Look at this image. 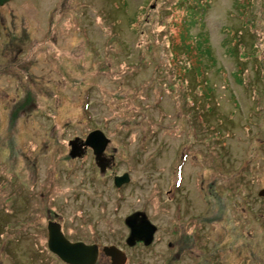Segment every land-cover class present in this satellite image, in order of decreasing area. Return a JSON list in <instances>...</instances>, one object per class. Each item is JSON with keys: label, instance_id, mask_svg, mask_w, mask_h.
Segmentation results:
<instances>
[{"label": "rangeland", "instance_id": "374dc122", "mask_svg": "<svg viewBox=\"0 0 264 264\" xmlns=\"http://www.w3.org/2000/svg\"><path fill=\"white\" fill-rule=\"evenodd\" d=\"M261 60L264 0L0 7V264H65L48 249L51 213L70 238L122 242L139 212L178 242L202 221L215 264H264ZM96 130L111 140L108 172L91 150L71 155Z\"/></svg>", "mask_w": 264, "mask_h": 264}, {"label": "flooded vegetation", "instance_id": "af4514ba", "mask_svg": "<svg viewBox=\"0 0 264 264\" xmlns=\"http://www.w3.org/2000/svg\"><path fill=\"white\" fill-rule=\"evenodd\" d=\"M12 1L13 0H11L10 2ZM8 3L0 7H5ZM88 150H91L93 152L91 148H88L86 150V154L83 157L87 155ZM104 156L106 157V165H107L106 171L108 172L109 169L112 167V164H111L112 161L109 160V156H107L106 151H105ZM95 161H96V157H95ZM176 175H177L176 178L178 179V182L176 185L174 182L175 190L177 187H180L178 185L180 184V180L182 178L179 171L176 172ZM116 176H122V175H116ZM116 176H114V185H115ZM169 193H170V200L175 201L178 198L177 193H174V189H171ZM186 199L187 198H185V201ZM183 204H184V201L181 202L180 200H178L175 206L173 208L171 207L173 209L172 211L174 212L175 217L179 220L182 218V215H183V209H184ZM161 206L163 207V204ZM166 207H167V203H164L163 211L165 212V214L167 213V210L170 208L169 207L165 209ZM132 215L128 216L124 220L127 234L123 238L124 241L122 240V242L121 240L113 241L114 239H110L111 241H107L105 237L103 238V234L101 232H98L97 230L95 231L92 237L93 238V240H91L92 242L86 241L84 238L83 239L70 238L69 236L65 234L63 225L58 221L59 220L58 214L56 213L50 214V217L48 219V224H47V231H48L49 222H56L61 225V229L64 233V236L72 243L82 242L89 246H96L98 249V257H97L95 264H113V258L106 253V249L110 247H116L125 255V258H126L125 264H131L133 260L135 259V257H136V263L134 264H147L143 260H142L143 262L142 261L140 262L138 260L140 258V254L141 253L149 254L150 251H155V249L157 250V253H158L157 254L158 261L161 264H215V257H214L213 250L210 246L209 238L208 236L202 235L201 233L206 226L202 221L199 224L197 219L194 218L193 219L194 221L193 234L182 235V237H180L179 239L180 242H178L177 241L178 232H177L176 227H174L173 230H169L168 228L163 229L161 226L157 227L151 221L149 216L146 214L149 221L156 227V230L152 236V240L150 241V243H146V239H137V238L131 239L132 229L127 224V219L131 217ZM138 221L140 222L139 219H136V222ZM146 230L149 233L150 229L146 228ZM148 236L149 235H147V238ZM48 240H49V236H48ZM156 245H158V247ZM187 250H190V251H187ZM53 255L56 256L55 254ZM189 256H192L194 263L190 262ZM56 257L59 259L58 256Z\"/></svg>", "mask_w": 264, "mask_h": 264}, {"label": "water", "instance_id": "95a60500", "mask_svg": "<svg viewBox=\"0 0 264 264\" xmlns=\"http://www.w3.org/2000/svg\"><path fill=\"white\" fill-rule=\"evenodd\" d=\"M11 0H0V6L5 5ZM111 140L101 130L91 132L85 140L76 138L69 142L72 157L82 158L86 154V150L91 148L96 157V162L101 172L107 170L105 151ZM128 173L115 177V185L121 188L130 182ZM264 195V191L260 196ZM141 216V217H140ZM139 219L140 222H136ZM127 224L132 229L131 239H146V243H150L156 227L149 221L146 214L136 213L127 219ZM146 228L150 229L149 233ZM147 235L148 238H147ZM48 248L59 257V259L67 264H95L98 257V249L96 246H89L85 243H72L65 236L61 229V225L56 222H49L48 226ZM106 253L113 258V264H125V255L116 247L106 249Z\"/></svg>", "mask_w": 264, "mask_h": 264}, {"label": "trees", "instance_id": "16d2710c", "mask_svg": "<svg viewBox=\"0 0 264 264\" xmlns=\"http://www.w3.org/2000/svg\"><path fill=\"white\" fill-rule=\"evenodd\" d=\"M192 2H195V3H196V0H192ZM185 3L189 5L188 1H186ZM189 6H190V5H189ZM186 8L188 9L189 7H186ZM197 11H198V10H196L194 13H196ZM193 15H197V14H193ZM244 17H245V18H244ZM244 21H247V23H249V22H248V14H247L246 16H245V14L243 15V22H244ZM239 43H240V40L237 42L236 46L239 45ZM200 47H201V45H200ZM239 47H240V46H238V49H239ZM210 51H211V50H210ZM210 51H209V50H206L205 52H207L209 55H211L212 51H211V52H210ZM214 60H215V62H216V59H214ZM215 62H214V63H215ZM261 62H264V61L261 60ZM215 64H216V63H215ZM183 77L185 78V76H183ZM183 80L185 81V79H183ZM184 81H183V82H184Z\"/></svg>", "mask_w": 264, "mask_h": 264}, {"label": "bare ground", "instance_id": "6f19581e", "mask_svg": "<svg viewBox=\"0 0 264 264\" xmlns=\"http://www.w3.org/2000/svg\"><path fill=\"white\" fill-rule=\"evenodd\" d=\"M97 166H98V164H97Z\"/></svg>", "mask_w": 264, "mask_h": 264}]
</instances>
